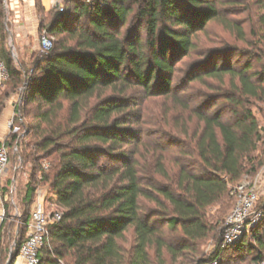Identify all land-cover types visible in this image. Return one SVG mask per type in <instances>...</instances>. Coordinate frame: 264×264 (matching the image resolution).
Masks as SVG:
<instances>
[{
	"label": "trees",
	"instance_id": "obj_1",
	"mask_svg": "<svg viewBox=\"0 0 264 264\" xmlns=\"http://www.w3.org/2000/svg\"><path fill=\"white\" fill-rule=\"evenodd\" d=\"M3 3L0 55L8 82L0 115L6 97L18 96L14 127L5 142L21 161L35 162L39 175L21 193L5 191L9 179H3L2 190L19 200L21 228L27 234L39 186L48 185L63 210L62 219L48 228L39 264H153L152 247L158 257L166 249L174 261L193 250L215 230L207 208L231 199L246 171L254 174L264 163L254 155L264 138L251 107L252 99L264 100V70L233 66L227 50L197 62L184 79L213 78L223 89L229 76V88L221 93L231 107H218L219 98L208 96L193 108L200 122L191 135L195 142L185 148L178 141V150L142 144L133 92L141 88L146 97L173 98L182 110L191 108L174 92V60L194 50L195 38L209 24L227 23L219 1L67 0L62 12L39 5L41 18H50L40 29L53 39V48L32 51L31 59L26 55L19 64L6 47ZM259 21L264 25V13ZM234 26L243 38L239 24ZM187 124L183 122V133L189 135ZM150 202L159 209H149ZM5 208L7 218L12 215L10 198ZM257 210L264 213V203ZM158 215H165L171 230L181 231L178 242L164 239L154 220ZM223 227L224 221L212 258L244 249L250 236L255 242L247 244V251L257 264L264 262V228L254 226L239 243L221 250ZM130 231L133 242L127 250L122 242ZM27 234L18 240L12 258ZM206 260L193 258L186 264Z\"/></svg>",
	"mask_w": 264,
	"mask_h": 264
},
{
	"label": "rangeland",
	"instance_id": "obj_2",
	"mask_svg": "<svg viewBox=\"0 0 264 264\" xmlns=\"http://www.w3.org/2000/svg\"><path fill=\"white\" fill-rule=\"evenodd\" d=\"M218 1L227 23L212 22L209 24L207 29L200 32L195 38L196 47L194 50H192L188 56L179 57L174 60L177 76L175 78L174 86L176 87L174 92L178 93L179 96L182 97V101H184L185 104L190 105L191 108L182 110L173 98L164 96L146 97L141 88H137L133 92L138 103L136 111L137 116H139L135 126L141 130V142H143L142 144H144L146 148L149 146V148L152 149L156 148L158 145H163L170 149L178 150L179 146L176 143L178 141L182 142V144L186 146L185 148H188L191 143L193 145L195 141H191V135L194 130L198 128L200 122L192 110L206 100L208 96L219 98L217 101L218 107H224L226 110L231 107V104L226 101L225 95H222L221 93L229 88V76L226 77V84L223 89H218L220 88L219 82L213 78H205L201 81L195 80L192 82L184 79L185 74L191 68H195L197 62L208 59L214 51L227 50L228 54L226 58L232 62L233 66L242 68L244 66L252 65L250 72H261L264 70V25L259 21V16L264 13V0ZM49 20V17L41 18V23H47ZM234 24H239L242 28L244 32L243 38L240 37ZM125 28L126 27H124L122 31H124ZM43 34L44 30L40 29L39 41ZM36 52H42L40 44ZM29 55L26 56L27 59L28 57L30 58ZM197 73L199 74L201 72L197 71ZM251 102L252 110L263 128L261 134L264 138V100L252 99ZM183 122L188 123L189 135L183 133ZM10 132L11 130L8 128V134ZM7 136L3 140L6 141ZM1 143L2 141H0V145ZM142 149H144V147H142ZM254 155L258 156L257 162L259 160L264 162V144L262 142L259 150L255 152ZM35 165V162L32 160L21 161L14 149H11L9 152V165L6 169L4 179H9L11 181L9 185L12 182L15 183V191L21 193L25 190L28 184L31 187L34 185L32 178L33 176L37 177L39 175ZM256 173L253 174L247 170L243 179H252L258 174L263 177V183L261 184L262 194L260 196V201L257 203L258 208H260L264 203V163L259 166ZM158 178L160 180L162 179L160 176ZM4 183L5 191L11 193V187H9L5 181ZM39 189L43 196L46 197L44 203L46 207L49 208L50 203L56 202V196L54 194L50 195L48 185L46 184L39 186ZM31 196L32 192H30V198ZM232 198H228L227 202L221 201L207 208V218L215 227V230L206 238L198 241L193 250L186 249L180 255L179 259L174 261L173 256L166 249L164 250L163 256L158 257L155 253V248L152 247L150 249V254L153 264H163V262L164 264H186L190 263V260L193 258L205 260L214 257L221 237V223L234 206V197L232 196ZM147 207L149 209H159V207L153 202L147 203ZM9 212L10 214H13L14 210H10ZM260 212L262 213V217L256 224L259 226V231L264 228V220L262 224L259 225L264 218L263 211ZM11 216L12 215L7 216L6 222L4 223L5 226ZM154 220L157 228L162 231L166 241L176 243L178 242L176 240L182 237L180 230L174 232L169 228L165 215H158L154 217ZM0 239V249L2 250L1 256L4 244H6L5 254L7 258L10 242L6 236H4L3 232L0 235ZM132 242V231H130L128 233L127 241L122 242V246L129 250L132 246ZM249 242H253L254 244L255 240L248 236L245 240L246 247L244 249L238 250L233 248L229 250L222 256L220 263L257 264L252 259L253 252L247 251V244ZM61 264L64 263L62 262Z\"/></svg>",
	"mask_w": 264,
	"mask_h": 264
},
{
	"label": "built area",
	"instance_id": "obj_3",
	"mask_svg": "<svg viewBox=\"0 0 264 264\" xmlns=\"http://www.w3.org/2000/svg\"><path fill=\"white\" fill-rule=\"evenodd\" d=\"M66 1L67 0H54L51 9L56 8L62 12ZM95 1L96 0H85L88 4H92ZM53 43V39L44 31L39 41L41 51L47 53L53 48ZM4 75L6 77L8 76L6 70H4ZM7 126L12 130L14 127V117L8 121ZM8 165L9 149L4 140L0 145V227L6 220L5 200H7V195L3 193L2 185ZM262 181L263 177L258 174L252 179L244 178L232 188L231 195L235 198V205L224 220L222 239L220 242L221 250H226L239 243L262 217V213L257 210V203L262 194ZM45 199L46 197L43 196L40 189H38L34 207L30 212L28 234L26 239L22 242L18 253L25 264H39V253L45 246L49 226L59 222L63 217V210L60 209L56 203H50V207L47 208L44 203ZM220 261V257H217L206 260L202 264H221Z\"/></svg>",
	"mask_w": 264,
	"mask_h": 264
},
{
	"label": "crops",
	"instance_id": "obj_4",
	"mask_svg": "<svg viewBox=\"0 0 264 264\" xmlns=\"http://www.w3.org/2000/svg\"><path fill=\"white\" fill-rule=\"evenodd\" d=\"M53 2L54 0H4L3 4L6 14L4 18V27L8 33L6 47L17 64H19L20 60L30 52L37 51L38 49L39 31L41 28V13L38 10V6L42 5L43 8L48 11L52 8ZM2 45L3 41L0 29V48ZM4 70L3 57L0 55V97L5 92L8 82V76L6 77L4 75ZM17 98V94L12 93L5 99L6 105L0 115V141L2 142L8 134L7 122L15 115ZM8 186L11 187V193H13L15 190L14 183H11ZM6 195L7 199H11L12 210H14V213L3 229L4 236H6L10 242V248L9 254L6 258V244H4L0 264H2V262L5 264V260L6 264H9L10 259V264H25L24 260L19 255L12 258V253L18 240L27 234V229L21 228L19 200L17 202L12 195L11 197L8 193ZM35 200L31 205L32 209Z\"/></svg>",
	"mask_w": 264,
	"mask_h": 264
},
{
	"label": "water",
	"instance_id": "obj_5",
	"mask_svg": "<svg viewBox=\"0 0 264 264\" xmlns=\"http://www.w3.org/2000/svg\"><path fill=\"white\" fill-rule=\"evenodd\" d=\"M11 263V259H10V262H9V264Z\"/></svg>",
	"mask_w": 264,
	"mask_h": 264
}]
</instances>
